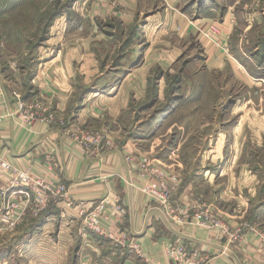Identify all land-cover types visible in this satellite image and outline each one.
Returning <instances> with one entry per match:
<instances>
[{
  "label": "crops",
  "instance_id": "1",
  "mask_svg": "<svg viewBox=\"0 0 264 264\" xmlns=\"http://www.w3.org/2000/svg\"><path fill=\"white\" fill-rule=\"evenodd\" d=\"M242 1L165 0L164 11L170 17L163 19L165 12H158L154 15L156 21L150 22L146 18L147 24L142 31L146 34L140 37V17L154 11L153 0H75L64 14L59 15V22L56 21L51 29L57 41L61 39L59 42H62L66 38L65 45L56 47L55 54L39 64L30 80L28 95L31 98L22 99L25 104L39 101L47 105L59 118L55 124L22 120L16 112L14 95L18 93L6 87L5 81H0V159L21 169H29L33 176L47 175L44 167L53 162L59 181L69 188V199L74 206H69L67 200H53L48 207L50 212L46 216L50 218L45 227L51 225L58 209L71 235L82 243H87L89 238L97 243L103 237L94 236L84 226L79 206L84 204L90 209L107 198L128 211L117 229L118 234L111 240L118 249L113 253L128 254L122 264H135L134 260H142V257L150 261L143 259L145 264H173L175 261L168 258L166 251L176 243L189 248L188 259L183 264H264L262 234L242 230L240 240L231 241L217 230L173 225L155 202L139 192L138 187L145 180L126 158L133 156L138 161L149 159V156L141 151L136 139L127 135V128L135 129L136 126L121 127L122 116L127 111H136L133 105L137 108L140 104L141 113L147 111L143 106L150 94L151 80L157 75H160L159 81H163L165 75L179 76L172 67L185 55V44L184 47L170 48L159 38L152 41L147 37L146 29L149 27L154 28L159 37L167 27H172L185 42L198 38L204 49V66L211 71L227 68L235 77L243 78L249 75L244 65L264 63V52L262 56L250 54L248 45L235 48L232 45L237 24L242 22L237 20L238 11H235L240 4L242 20L245 18ZM187 6L189 10L198 7L197 16L192 15V20L187 16L191 14L185 12ZM75 14L83 21L71 31ZM84 19H88L86 23ZM108 19L113 22L101 25V21ZM212 23L222 32V45L226 48L217 47L200 34L199 29L207 31V26ZM248 26V21L242 22L243 30L245 28L246 31ZM261 46L264 50V42ZM259 47L260 44L256 45L253 51H258ZM186 70L181 71L183 76H187ZM178 79L185 80V77ZM77 80H81L83 85L79 87ZM104 80L99 89L95 88L96 82ZM147 120L143 123L135 121V124L147 126ZM79 130L102 132L114 146L87 153L72 138ZM7 189V182L0 179V208L8 199L20 195L18 189ZM192 189L191 184L178 189L174 195L178 209L193 206ZM193 213L194 210L190 212L191 215ZM25 218L21 219V225L28 222H24ZM219 219L231 232L238 230H233L238 227V221L227 216ZM78 225L81 233L74 232ZM103 241L109 243L108 239ZM100 249H105V246L94 243V252L98 253Z\"/></svg>",
  "mask_w": 264,
  "mask_h": 264
},
{
  "label": "rangeland",
  "instance_id": "2",
  "mask_svg": "<svg viewBox=\"0 0 264 264\" xmlns=\"http://www.w3.org/2000/svg\"><path fill=\"white\" fill-rule=\"evenodd\" d=\"M161 1L153 0L154 11L140 17V37L146 34L142 33L146 18L153 22L156 21L154 15L165 12V3ZM71 2L0 0V81H5L11 91L21 94L22 99L31 98L28 95L29 81L39 64L53 56L56 47L65 45L66 38L62 42H59L61 39L57 41L51 29L56 21L59 22L60 16L56 14L59 11L64 14L66 4ZM240 3L244 6L245 18L242 20L240 4L235 8L237 20L241 19L243 23L246 20L249 26L245 31L242 22H237L232 45L234 48L248 45L250 54L262 56L264 0H243ZM188 7L185 12L191 14L187 16L192 20L194 15L197 16L198 7L192 10ZM166 17L170 16L165 12L163 19ZM80 20L75 14L71 31L82 23ZM84 20L86 23L88 19ZM109 22L113 21L103 20L101 25ZM215 25L212 23L207 29ZM146 31L152 41L159 38L170 48L184 47L185 44V55L172 67L175 73H179L178 77H185V80L179 79L177 89L176 75H165L159 84L153 79L156 104L142 113L139 112L140 104L137 108L133 105L136 111H127L122 116L121 127L136 126L135 129L127 128V135L137 140L150 161H156L165 171L168 169L170 173L180 175L182 187L193 186L191 211L209 209L218 218L227 216L238 221V227L233 230L254 229L264 235V63L244 65L249 75L243 78L235 77L227 68L211 71L204 66V49L198 38L185 42L172 27H167L160 37L152 27ZM203 31L206 30L203 28ZM259 44L258 51L254 52L253 48ZM236 58L241 59L238 55ZM183 70L187 76H183ZM77 83L79 87L83 85L81 80ZM104 83L105 80L96 82L95 88L99 89ZM170 92H174V100L167 112L166 105L171 103ZM151 98L150 92L147 101ZM58 120L56 117V122ZM139 120L142 121L140 123L147 120V126L135 124ZM47 212H50L48 207L39 218L32 214L26 216L24 222H28L19 223L14 230L0 229V264H122L127 259V253L124 256L113 253L118 249L112 239L103 237L109 243L103 239L96 243L89 238L87 243H82L70 234L58 209L51 225L45 227L50 218L46 216ZM74 232L81 233V226L78 225ZM94 243L104 245L105 249L94 252ZM134 262L145 264L143 259H135Z\"/></svg>",
  "mask_w": 264,
  "mask_h": 264
},
{
  "label": "built area",
  "instance_id": "3",
  "mask_svg": "<svg viewBox=\"0 0 264 264\" xmlns=\"http://www.w3.org/2000/svg\"><path fill=\"white\" fill-rule=\"evenodd\" d=\"M199 32L203 37L214 42L217 47L223 48V35L216 26H211L205 32L201 28ZM15 99L16 112L25 122L39 121L46 125L56 123L55 113L42 102L25 104L18 95H15ZM0 119H2L1 116ZM72 138L83 146L87 153L102 148L112 149L114 146L104 133L99 132L79 130ZM126 161L132 164L138 171L140 178L145 180V183L138 187L139 192L155 202L173 225L197 226L207 230H217L220 235L229 238L231 241L240 240L242 229H238L234 233L231 232L230 228L209 209L194 211L191 215V207L178 209L175 206L174 195L181 185L178 175L168 173L156 161H150V159L137 161L135 157L129 156ZM44 169V173L47 175L33 176L29 169H21L2 158L0 159V179L7 182L9 186L7 191L18 189L20 194L18 198L8 199L5 205L0 208L1 230H14L28 213L39 218L53 200H67L69 206H74L69 199V188L59 181L55 172V164L53 162L48 163ZM79 208V215L90 233L112 240L115 239L116 234H118V227L123 224L128 215L126 208L118 202H111L107 198L99 201L93 208L87 209L84 204H81ZM261 240L264 246V235H261ZM189 252V248L185 244L176 243L167 248L166 255L175 261L173 264H183L188 259ZM195 264L199 263L195 262Z\"/></svg>",
  "mask_w": 264,
  "mask_h": 264
},
{
  "label": "trees",
  "instance_id": "4",
  "mask_svg": "<svg viewBox=\"0 0 264 264\" xmlns=\"http://www.w3.org/2000/svg\"><path fill=\"white\" fill-rule=\"evenodd\" d=\"M75 0H72V2L71 3H68V4H66V6H67V10L69 9V7L72 5V3L74 2ZM66 9V8H65ZM66 11V10H65ZM61 14V11H59L58 12V14H56V16H58V15H60ZM34 76V75H33ZM33 76L30 78V80L33 78ZM155 80H156V84H158V82H159V80H160V75H157V77L156 78H154ZM174 80H176L177 81V89L179 88V79H178V77H175V79ZM29 85H30V81H29ZM153 83H152V80H151V89H150V92L152 93V98L149 100V102L147 101V103L145 104V109L146 110H148V109H150V108H152L155 104H156V100L157 99H155L156 97H157V93L155 94V98H153V96H154V94H153ZM30 87V86H29ZM176 89V90H177ZM175 92V91H174ZM174 92L171 94V92H170V95H169V100H171V103L170 104H167L166 106H167V108H166V111L168 112V110L173 106V98H174ZM83 98H84V96H82L81 97V99L83 100Z\"/></svg>",
  "mask_w": 264,
  "mask_h": 264
}]
</instances>
